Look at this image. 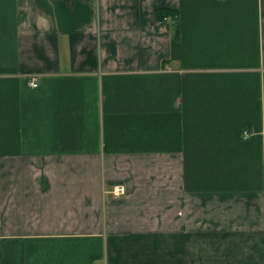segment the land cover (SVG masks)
<instances>
[{
  "label": "crops",
  "instance_id": "obj_1",
  "mask_svg": "<svg viewBox=\"0 0 264 264\" xmlns=\"http://www.w3.org/2000/svg\"><path fill=\"white\" fill-rule=\"evenodd\" d=\"M0 264H264V0H0Z\"/></svg>",
  "mask_w": 264,
  "mask_h": 264
},
{
  "label": "built area",
  "instance_id": "obj_2",
  "mask_svg": "<svg viewBox=\"0 0 264 264\" xmlns=\"http://www.w3.org/2000/svg\"><path fill=\"white\" fill-rule=\"evenodd\" d=\"M29 87L31 88H36L38 86L37 81L35 79H32L28 82ZM244 138H247L248 135L246 133L243 134ZM108 194L115 199H118L120 197H122L125 194V188L124 186L121 185H116L112 188V190L110 192H108Z\"/></svg>",
  "mask_w": 264,
  "mask_h": 264
},
{
  "label": "trees",
  "instance_id": "obj_3",
  "mask_svg": "<svg viewBox=\"0 0 264 264\" xmlns=\"http://www.w3.org/2000/svg\"><path fill=\"white\" fill-rule=\"evenodd\" d=\"M178 14L176 11L166 10V9H157L155 11V18L158 21H163L167 18L172 19L174 22L177 21ZM176 32L174 33V35Z\"/></svg>",
  "mask_w": 264,
  "mask_h": 264
}]
</instances>
